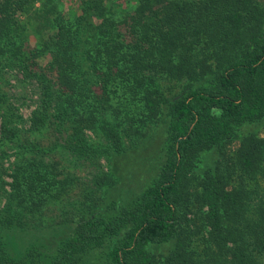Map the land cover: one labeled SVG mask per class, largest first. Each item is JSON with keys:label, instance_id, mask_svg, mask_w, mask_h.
<instances>
[{"label": "trees", "instance_id": "1", "mask_svg": "<svg viewBox=\"0 0 264 264\" xmlns=\"http://www.w3.org/2000/svg\"><path fill=\"white\" fill-rule=\"evenodd\" d=\"M68 1L0 0V264H264V4ZM159 128L150 178L80 185Z\"/></svg>", "mask_w": 264, "mask_h": 264}, {"label": "rangeland", "instance_id": "2", "mask_svg": "<svg viewBox=\"0 0 264 264\" xmlns=\"http://www.w3.org/2000/svg\"><path fill=\"white\" fill-rule=\"evenodd\" d=\"M262 2V4H264V0H260ZM71 3H74V1H71L69 0L67 5L69 4L70 6ZM75 4V7H77V4L76 2L74 3ZM45 65V62L44 60H41L40 62L37 63V67L39 69L42 68V66ZM18 77H20L18 75ZM13 83L14 86L12 87V91L14 94L18 96H25V104L22 106V114L24 115V117H29L30 114H31V111L34 107V102L35 100L37 99V95H35V89L28 83H24V82H20V81H17L15 78H13ZM168 85H174L175 86V92L179 91V88L181 87V82H177V83H173V82H168L166 81L165 83V88L168 86ZM21 101V99H20ZM22 101H23V98H22ZM256 127L260 130V135L264 137V123H260L259 125H256ZM157 130V129H156ZM161 130V128H159L157 131H155L152 135H154L153 139L151 138V136L147 139L149 142L150 141H155V143L153 144H148L145 146V147H142L141 146V150L140 152H137V150H132V149H128L127 152H126V156H121V154H118L117 156H114L112 159H105V158H101V159H98V161H96L95 163L93 161H81V162H78V165L77 166H74V171L76 172V174H78V176L81 178L79 180V183L81 186H84L85 184L87 183H90L92 186H93V179H94V175L96 173H102L103 171L107 172V173H111L113 170H112V166H113V163L114 162H120V170L117 171L116 173L114 172V175L116 176L117 180L119 181L120 183V186L122 188H129L131 184H133L131 182V180H133V176L134 174L132 173L131 171V167L130 163H134L135 165V171L137 172L135 174V182L137 185L143 183L145 180H147V178L149 176V174L151 173L150 172V167L153 164H156L158 163V141L161 140V134L159 131ZM88 133L94 137L96 136L95 133L91 132V131H88ZM163 137V136H162ZM157 144V145H156ZM239 145V140H235L232 145H231V148H235ZM129 147V146H128ZM141 154V157L143 159H134L133 157H138V154ZM14 159V156H11V160H5V164L6 166H9L10 165V161H13ZM147 159V160H145ZM146 161V162H145ZM198 162V161H197ZM128 165V166H127ZM204 166V162L203 161H199L198 162V166L196 164V171H198V173H201V167ZM129 167V168H128ZM150 172V173H149ZM4 178L9 181L11 180V178L7 175L4 176ZM122 181V182H121ZM134 185V184H133ZM8 185H6L7 187ZM119 186V187H120ZM81 191H82V188L79 187V186H76L75 187V190L73 191L72 194H74V197L75 198H79L81 197ZM105 191V190H103ZM103 196H105L106 198L103 199ZM114 197H116V191L111 189V192H108V191H105L102 193V203L104 200H110ZM4 203H5V199H1V202H0V209L3 208L4 206ZM62 225V224H61ZM64 231H69V229H63ZM60 231V229H59ZM95 264H104V262L101 260L98 261V259L95 258V261H94Z\"/></svg>", "mask_w": 264, "mask_h": 264}]
</instances>
